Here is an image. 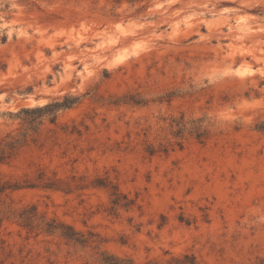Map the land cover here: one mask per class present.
<instances>
[{"label": "rangeland", "instance_id": "374dc122", "mask_svg": "<svg viewBox=\"0 0 264 264\" xmlns=\"http://www.w3.org/2000/svg\"><path fill=\"white\" fill-rule=\"evenodd\" d=\"M23 134L0 264H264V0H0V148ZM39 176L68 190L22 188Z\"/></svg>", "mask_w": 264, "mask_h": 264}, {"label": "trees", "instance_id": "16d2710c", "mask_svg": "<svg viewBox=\"0 0 264 264\" xmlns=\"http://www.w3.org/2000/svg\"><path fill=\"white\" fill-rule=\"evenodd\" d=\"M77 98H74L72 102L70 103H51L44 105L42 107H35L30 109H22L20 112L27 114L29 113L30 117L26 119V124L29 126L27 130L34 131L36 121L41 119V117L45 115H54L57 110L62 108H68L69 106L76 103ZM54 120V118H53ZM25 135H22V138L20 139H12L10 142H7L4 144L3 147L0 148V163L5 161L6 158H8L11 155V151L15 149L17 146H19L22 143V140H24ZM152 154V153H151ZM38 183H28L25 185V187L22 188H41L44 190H53V191H63L66 193L65 190H68L67 188L61 187L57 182L53 181H43L42 177L39 176ZM91 187L93 188H102L105 190L110 191V196L113 198L111 201L112 210L114 211L117 206H121L123 208H129L133 204L130 200H127L125 196L121 195L118 192V189L116 186L112 185L107 179H96L93 183H91ZM21 187H18V185H4L0 187V193L3 192L6 189L15 190L20 189ZM36 208L34 206H31L28 209H24L21 212H19L16 215L17 222L20 223V225L28 230H32L34 228L33 223L35 221L40 222V218H37L36 216ZM43 222V221H41ZM39 225V224H38ZM42 228L44 233L48 235H58L60 239L65 241L66 243H72L76 245L84 246L86 243H88L89 239L85 238L82 234L76 232L72 227L65 225L64 223H57L54 220L42 223ZM102 258L100 262L102 264H133L131 260L128 259H119L117 257H114L112 255L102 254ZM188 264H194V261H191Z\"/></svg>", "mask_w": 264, "mask_h": 264}, {"label": "bare ground", "instance_id": "6f19581e", "mask_svg": "<svg viewBox=\"0 0 264 264\" xmlns=\"http://www.w3.org/2000/svg\"><path fill=\"white\" fill-rule=\"evenodd\" d=\"M240 33V32H239Z\"/></svg>", "mask_w": 264, "mask_h": 264}]
</instances>
